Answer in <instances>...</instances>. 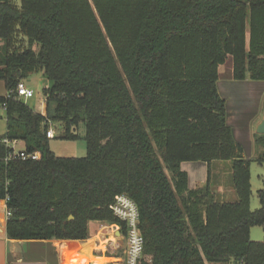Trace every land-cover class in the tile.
<instances>
[{
  "label": "trees",
  "instance_id": "trees-1",
  "mask_svg": "<svg viewBox=\"0 0 264 264\" xmlns=\"http://www.w3.org/2000/svg\"><path fill=\"white\" fill-rule=\"evenodd\" d=\"M228 58L233 80L264 81V0H0L7 239L83 242L90 222L124 234L109 209L124 195L138 210L141 264H264V240L250 239L264 226V176L250 209L264 150L244 158L226 123L216 83ZM34 74L48 82L43 115L16 96ZM51 123L62 141L83 126L86 156H55ZM4 140L41 158L5 162ZM183 162L207 164L205 185L188 188ZM213 162L230 163L235 201L215 195Z\"/></svg>",
  "mask_w": 264,
  "mask_h": 264
},
{
  "label": "crops",
  "instance_id": "crops-1",
  "mask_svg": "<svg viewBox=\"0 0 264 264\" xmlns=\"http://www.w3.org/2000/svg\"><path fill=\"white\" fill-rule=\"evenodd\" d=\"M223 65L218 68L216 86L219 96L225 102L226 123L231 129L234 141L241 147L243 157L252 159L264 150V145L255 143L257 136H263L257 133V128L264 117V81H252L250 79L235 81L232 79V67L221 77L220 69ZM35 111L43 115L45 113L43 103L37 105ZM16 145H20L18 151L24 149L23 142H18ZM262 167L264 169V166ZM212 168L217 170V177L214 181ZM180 169L187 174L189 189L200 188L207 182L208 168L206 163L183 162ZM263 176L264 170L260 178ZM230 177V163L213 162L210 165V180L214 185L215 195L220 199L227 197L233 202L236 200V195L231 187ZM250 185L252 189L251 168ZM5 210V202L0 201V264H99L96 260H101L103 263L106 260L105 263H109L115 258L113 252H117L121 248L120 244L126 246L124 239L117 230L111 231L110 228H113V225L101 222H90L95 223L97 228L91 235L88 226L89 238L83 242L53 240L40 243L8 240L5 235ZM89 243H92V247L90 249L84 248L82 251V247L88 248ZM100 246H103V249L99 248ZM36 252L40 255H36ZM111 252L112 255L107 256V253Z\"/></svg>",
  "mask_w": 264,
  "mask_h": 264
},
{
  "label": "rangeland",
  "instance_id": "rangeland-1",
  "mask_svg": "<svg viewBox=\"0 0 264 264\" xmlns=\"http://www.w3.org/2000/svg\"><path fill=\"white\" fill-rule=\"evenodd\" d=\"M227 60L228 62H226L220 69L221 77H223V75L227 73L228 70L232 67V59L228 58ZM25 84L28 89H31L34 92V96L30 99H24L23 100L24 103L27 104L34 111L37 105L39 106L40 104L43 103V105L45 106V101L43 97V89L46 86H48L47 80L44 79L41 74H34L25 80ZM6 94H7V90L5 88V85L2 81H0V96H6ZM5 129H6V125H5L4 111L0 107V136L4 134ZM78 132H79L80 138L77 141H62L58 139V137L61 136L63 133L62 126L59 124H52V123L49 124L48 136H50L49 138L51 139L49 143L50 150L54 153L55 156L61 157V158H83L85 157L86 156V142L84 139V136H85L84 127L80 126ZM19 148H20V145H16L17 151ZM250 168H251V177H252V189H251L252 195L250 199V209L251 211H255L260 206L259 200L257 197V191L262 187L260 176L262 175L264 169H262L263 167L256 163H252ZM216 177H217V170L215 168H212L213 181L216 179ZM221 200L226 201V202H232V200L227 197ZM88 226L90 229V234L93 235L97 228V225L95 223H90ZM250 239L251 241H254V242H260L264 240V226L251 228ZM88 246H90L91 248L92 244L89 243ZM120 247L121 248L117 252L116 251L113 252L115 254L114 256L115 258L123 256V252L126 246L123 244H120ZM94 248L95 247H93V249ZM99 248L103 249V246H100ZM36 255H40V254H37L36 252ZM110 255H112V252L107 253V256H110ZM96 261H98L99 264L103 263V261L101 260H96ZM104 261L106 262V260ZM206 264H214V263H206Z\"/></svg>",
  "mask_w": 264,
  "mask_h": 264
},
{
  "label": "built area",
  "instance_id": "built-area-1",
  "mask_svg": "<svg viewBox=\"0 0 264 264\" xmlns=\"http://www.w3.org/2000/svg\"><path fill=\"white\" fill-rule=\"evenodd\" d=\"M12 2H20L22 0H10ZM90 3L92 0H88ZM7 98H10V95H6ZM16 96L18 98L30 99L34 96V92L31 89H28L25 82H20L16 88ZM5 105H2L4 110ZM50 137V136H49ZM7 147L11 148L13 151L10 153L6 161L20 159L22 161L26 160H39L41 155L39 152L27 153L24 149L17 151L16 144L18 141H3ZM4 202H6L4 200ZM113 215L124 224L125 232L121 233V227L119 225H113V228H110L111 231L116 229L118 234L122 236L125 241L126 247L123 252L122 257L114 258L113 261L109 263L102 264H141L143 259V239L138 230V210L133 201L127 198L124 195L116 196L113 204L109 207ZM10 216V212L5 210V218Z\"/></svg>",
  "mask_w": 264,
  "mask_h": 264
},
{
  "label": "water",
  "instance_id": "water-1",
  "mask_svg": "<svg viewBox=\"0 0 264 264\" xmlns=\"http://www.w3.org/2000/svg\"><path fill=\"white\" fill-rule=\"evenodd\" d=\"M257 133L260 135H264V117L260 126L257 128ZM69 219H72V217H69Z\"/></svg>",
  "mask_w": 264,
  "mask_h": 264
},
{
  "label": "bare ground",
  "instance_id": "bare-ground-1",
  "mask_svg": "<svg viewBox=\"0 0 264 264\" xmlns=\"http://www.w3.org/2000/svg\"><path fill=\"white\" fill-rule=\"evenodd\" d=\"M92 244V243H91ZM84 248L85 249H90V246H88V248H86V247H82V251H84ZM91 264V263H90Z\"/></svg>",
  "mask_w": 264,
  "mask_h": 264
}]
</instances>
